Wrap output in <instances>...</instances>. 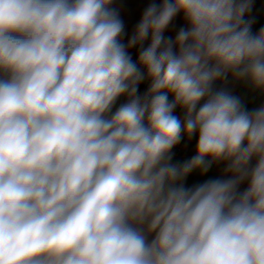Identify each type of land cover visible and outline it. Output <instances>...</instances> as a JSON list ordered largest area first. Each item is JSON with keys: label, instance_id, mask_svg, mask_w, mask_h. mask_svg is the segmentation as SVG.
I'll use <instances>...</instances> for the list:
<instances>
[{"label": "clouds", "instance_id": "clouds-1", "mask_svg": "<svg viewBox=\"0 0 264 264\" xmlns=\"http://www.w3.org/2000/svg\"><path fill=\"white\" fill-rule=\"evenodd\" d=\"M251 2L152 3L125 46L112 0H0V264H264V106L227 88L264 90Z\"/></svg>", "mask_w": 264, "mask_h": 264}, {"label": "crops", "instance_id": "crops-1", "mask_svg": "<svg viewBox=\"0 0 264 264\" xmlns=\"http://www.w3.org/2000/svg\"><path fill=\"white\" fill-rule=\"evenodd\" d=\"M152 3L160 6L162 5L163 0H112V4L110 5V7L116 10L119 18L124 23V33L122 34L121 42L125 44V46H127L128 40L135 34L136 26L142 19L145 9ZM180 27H187V24L183 20L182 14H179L176 18H174L169 27L165 30L164 36L166 38L171 37L174 39ZM150 40L151 34H149L148 39L144 41L143 47H147L150 43ZM140 47V45H136L135 47L128 49L132 59H138ZM232 81L235 80H233L232 77L229 76L227 83L228 90ZM236 83V96L240 97L242 103L249 111L264 106V90L254 89L247 81H236ZM220 86L221 85H219L218 87ZM139 91L140 88L138 90V94ZM126 100V96H121L120 98H118L116 105L113 107V111H115L116 108L120 106V104L125 103ZM197 140L198 135L194 136L191 140L188 139L185 156L178 157L173 155L172 163L182 164L183 162L193 157L196 154ZM255 163L256 160L254 158L252 160V164L254 165ZM225 167V162L213 163L209 171L203 175L199 170H196L187 177L186 185L193 186L199 183H203L205 180L209 179H227L230 174H225ZM245 187H247V182L241 185V190H243V188Z\"/></svg>", "mask_w": 264, "mask_h": 264}, {"label": "water", "instance_id": "water-1", "mask_svg": "<svg viewBox=\"0 0 264 264\" xmlns=\"http://www.w3.org/2000/svg\"><path fill=\"white\" fill-rule=\"evenodd\" d=\"M264 16V0H256L252 13L248 20L252 21V31L255 33L262 22ZM140 86L146 90H148L150 86V81L145 79L141 82ZM169 99H173V97H169Z\"/></svg>", "mask_w": 264, "mask_h": 264}, {"label": "built area", "instance_id": "built-area-1", "mask_svg": "<svg viewBox=\"0 0 264 264\" xmlns=\"http://www.w3.org/2000/svg\"><path fill=\"white\" fill-rule=\"evenodd\" d=\"M261 25L264 26V16H263ZM146 91H147L146 89L142 88L140 89L139 94L143 96ZM174 114L178 115L181 119H183L184 113L179 107L174 111ZM187 145H188V138L184 137L181 140V142L172 149L173 155L178 156V157L185 156Z\"/></svg>", "mask_w": 264, "mask_h": 264}, {"label": "trees", "instance_id": "trees-1", "mask_svg": "<svg viewBox=\"0 0 264 264\" xmlns=\"http://www.w3.org/2000/svg\"><path fill=\"white\" fill-rule=\"evenodd\" d=\"M255 2H256V0H252V2H251V10H250V12L246 13L245 19H249L250 15L252 13V10L254 8ZM261 28H264V26L260 24L256 32H258L259 29H261ZM133 61L135 62L136 60L133 59ZM219 85H220V82L219 81L216 82L215 86L218 87ZM139 88L142 89V87L140 85H139ZM229 90L232 92L233 95L237 94V83H236V81H232L231 82Z\"/></svg>", "mask_w": 264, "mask_h": 264}]
</instances>
